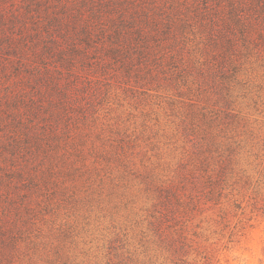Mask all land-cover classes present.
Masks as SVG:
<instances>
[{"label": "rangeland", "instance_id": "374dc122", "mask_svg": "<svg viewBox=\"0 0 264 264\" xmlns=\"http://www.w3.org/2000/svg\"><path fill=\"white\" fill-rule=\"evenodd\" d=\"M260 4L0 0V264H264Z\"/></svg>", "mask_w": 264, "mask_h": 264}, {"label": "trees", "instance_id": "16d2710c", "mask_svg": "<svg viewBox=\"0 0 264 264\" xmlns=\"http://www.w3.org/2000/svg\"><path fill=\"white\" fill-rule=\"evenodd\" d=\"M230 1V0H229ZM261 1V9L264 11V0ZM239 7H236L238 10ZM246 25V24H245ZM244 28V26H243ZM213 30V28H212ZM214 34V33H213ZM215 36V35H214ZM228 41L230 39L227 37ZM160 220H163L162 218ZM163 224L160 222L156 226V235L159 237V239L163 242L166 241V235L168 232L162 227ZM178 242L171 241L168 243L169 250L175 255L176 260L172 259V262L174 264H220L218 263L219 259L216 258V255L214 252H208L205 249H202L201 242L195 241L190 239L187 234L184 233V231L178 232ZM196 252V258L193 260H189L188 256L189 252Z\"/></svg>", "mask_w": 264, "mask_h": 264}]
</instances>
